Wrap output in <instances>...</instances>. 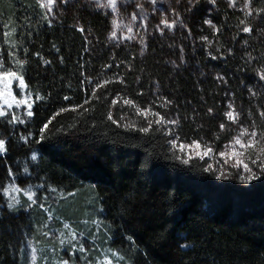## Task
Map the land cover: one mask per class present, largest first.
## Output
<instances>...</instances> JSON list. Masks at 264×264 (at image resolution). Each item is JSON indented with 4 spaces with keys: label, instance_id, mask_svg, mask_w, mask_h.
Masks as SVG:
<instances>
[{
    "label": "trees",
    "instance_id": "obj_1",
    "mask_svg": "<svg viewBox=\"0 0 264 264\" xmlns=\"http://www.w3.org/2000/svg\"><path fill=\"white\" fill-rule=\"evenodd\" d=\"M162 1L171 29L149 1L118 0L122 14L141 5L145 27L116 40L113 9L95 0H56L50 14L38 0H0V58L34 97L23 123L0 117V264L24 263V243L44 217L35 206H7L11 179L38 192L89 188L109 247L129 264H264V175L249 182L197 156L185 164L170 143L218 151L232 136L229 104L249 126L261 123L264 0ZM125 99L177 123L141 132L147 122Z\"/></svg>",
    "mask_w": 264,
    "mask_h": 264
},
{
    "label": "rangeland",
    "instance_id": "obj_2",
    "mask_svg": "<svg viewBox=\"0 0 264 264\" xmlns=\"http://www.w3.org/2000/svg\"><path fill=\"white\" fill-rule=\"evenodd\" d=\"M38 1L41 5L47 2V0ZM95 1L103 5L108 4V0ZM143 1L151 3V9L153 7L152 11L155 17L157 15L161 16V18L169 17L167 15L169 11L164 4L162 5V0H155V3L152 0ZM53 6L54 4L51 7L53 8ZM140 7L141 5L136 4L134 10L127 14H122L120 13V7L116 6V10H113L115 14V23L112 29V33L115 32L114 39L136 38L141 32L143 33L145 19L144 12H142ZM43 8L50 14L51 11L45 7ZM16 83L17 81L13 80L12 88L18 98L27 99L29 103H33V95L31 97L27 95L30 91L25 89L22 92L16 88ZM2 103L3 101L0 100V104ZM229 110L228 107L227 111ZM5 111L7 113L5 116H8L9 120L13 116L19 117L22 121L28 117L25 105L19 107L13 105L11 109L5 107ZM261 118L262 121L259 124L261 127L255 123L249 126L242 120H239L238 123H232L228 120V129L232 132L230 140L224 143L218 151L212 150L204 158L217 171L225 172L226 167H231L235 160L240 159V157L229 159L228 157H221L219 153L226 150V146L229 145L233 137L238 135L241 127L251 129L255 126L257 131L264 130V117ZM205 146L208 147V145L201 144V149L199 150L195 148L191 150L185 148L184 152H180L178 149L175 150L185 157H187L186 153L189 151H191L192 156H196V152H202ZM225 159H228L227 164L224 163ZM233 169L238 170L237 168ZM238 171L241 177L248 176L242 169ZM17 188L22 189V191H17ZM38 189L40 187L34 185L21 187L16 184L15 180L11 179L6 183L3 190L7 206L9 207V204L12 205L9 208L35 206V209L39 210L44 216L37 231L28 236L24 243L23 264H61L62 261H68V264H105V261H111V264H129L121 254L109 247L107 243L109 238L107 227L98 216L99 206L95 201L96 197L93 193L90 196L87 194L89 188H85L86 190H74L69 193H63L52 188L38 192ZM30 194L32 195L31 200L29 199ZM65 225L68 227H65ZM81 245H83L85 251L78 250Z\"/></svg>",
    "mask_w": 264,
    "mask_h": 264
},
{
    "label": "snow or ice",
    "instance_id": "obj_3",
    "mask_svg": "<svg viewBox=\"0 0 264 264\" xmlns=\"http://www.w3.org/2000/svg\"><path fill=\"white\" fill-rule=\"evenodd\" d=\"M56 2V0H47L45 4H42L41 7L47 8L49 11L52 10V5ZM153 3H155V0H152ZM211 3H215V0H210ZM116 3L117 0H108V4L104 5L105 7L110 6L114 11L116 10ZM251 3V0H248V4L245 5V7H248V5ZM235 0H231V6H234ZM261 12H264V9L260 10ZM251 11L247 12L246 15H251ZM135 18V17H134ZM115 23V22H114ZM205 23L211 25V21H205ZM161 24L164 25L166 28H173L176 24V21L173 20L171 22L168 21V19L165 17L161 20ZM214 27V25H213ZM83 31V29H81ZM244 32L250 33L252 29L250 27H245L243 29ZM112 36L115 37V32L112 33ZM203 39H207L206 37ZM13 57H15V53H11ZM215 59V57H213ZM16 64L22 68L23 67V61L16 60ZM47 63V62H46ZM257 75L259 76V79L264 81V69L258 70ZM13 80L17 81L16 88L20 89L22 92L27 89V84L25 83V80L23 78V75L18 74L17 71L5 69L4 68V61L2 58H0V100L3 101L2 104H0V117H4L7 115L5 111V107L8 109H11L13 105L16 107H19L21 105L26 106V115L31 117L33 115V112L31 111L33 107V103H29L27 99L18 98L17 94L14 93L12 88ZM121 83L123 81H120ZM110 81H104L102 84H98L95 86V88L92 91V97L99 99L98 96H96V92L98 89L105 87ZM255 93H253L254 95ZM27 95L31 97L32 93L28 92ZM36 100L41 99L39 95L35 97ZM65 99H68L65 97ZM34 102V101H33ZM124 104L131 105L136 107V111L138 114L142 115L144 119L147 122V127L139 128V131L141 132H149L152 129L153 124L156 125H168V124H176L177 121H169L166 120L159 112L153 111L152 107H146L141 109L139 106H136L133 101L125 99ZM85 104H88L89 101L85 100ZM115 103V101H113ZM170 103L168 101H165V104ZM83 107V106H80ZM229 111L225 113L226 118L231 121L232 123H238L239 122V113L235 111L233 106L231 104L228 105ZM75 110V109H73ZM87 111L88 109H84ZM61 111H68V109H61ZM209 112H211V109H209ZM149 114L153 117H156V119H148ZM59 115V113H57ZM261 117H264V112L260 113ZM55 117H53L54 119ZM108 119L111 120L114 124L117 123L116 120L113 119L112 115H108ZM12 122H19L23 123L22 120L19 119V117L13 116L12 119L9 121ZM51 123V120L48 121V123H45L43 128L41 129V138H43V134L48 129L49 124ZM128 127H131L129 125ZM221 130H224L225 124L220 125ZM170 134V132L168 133ZM27 140V138H24ZM172 144V147L174 149H178L180 152H184V149L187 148L189 150L195 148L197 150L201 149V144L199 141H193L191 144H183L179 143L177 144L176 140H173L170 142ZM7 151L6 149V142L3 139H0V156L5 154ZM212 152V149L210 147L205 146L204 150L197 151L196 156L200 159H204L205 156H208ZM188 156L187 159H183V163L188 164L189 160L192 158L191 151L186 153ZM219 155L221 157H228L229 159L232 157H240V159H236L235 163L231 165L233 168H237L238 170H241L248 174L247 181H251L254 179H259L260 175H264V130L257 131L255 126H253L251 129L241 127L240 132L237 136L233 137L232 141L229 143V145L226 146V150L224 152H220ZM179 158V157H178ZM33 160L36 159V156L33 155ZM224 163H228V159L224 160ZM209 169H211V165L208 166ZM254 168L259 170V173L257 171H254ZM27 171V169H25ZM10 176L13 175L11 172V169H9ZM223 175V173H222ZM220 178V177H217ZM244 178L243 176L241 177ZM17 191H22V189L17 188ZM29 199H32V195H29ZM9 207H12L11 204H9ZM65 227H68L65 225ZM79 251H85L83 245L80 246L78 249ZM115 255V254H114ZM61 264H68V261H62ZM105 264H111V261H105Z\"/></svg>",
    "mask_w": 264,
    "mask_h": 264
}]
</instances>
